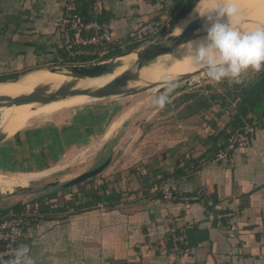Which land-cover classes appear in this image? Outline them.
<instances>
[{"label":"crops","instance_id":"obj_1","mask_svg":"<svg viewBox=\"0 0 264 264\" xmlns=\"http://www.w3.org/2000/svg\"><path fill=\"white\" fill-rule=\"evenodd\" d=\"M72 1L76 6L87 4V0H0V82L46 69L37 67L62 59L59 21ZM102 1L106 9L102 18L111 22L113 39L122 42L132 27L153 17L163 16L169 21L187 0ZM55 110L31 114L33 120L0 142V147L8 146L3 158H8L15 170H24L13 174L11 180L1 179L0 186L25 189L56 168L38 171L54 164L58 145L62 154L66 151L69 139L65 124L59 120L45 131L28 128ZM213 111L217 110L209 111L206 129L210 140L196 145L197 138L191 136L181 153L171 148V159L178 157L177 161L158 164L154 171L157 178L141 180L134 168L121 181L109 175L97 190L85 192L86 200L80 203L89 204L86 209L67 210L54 219L40 216L25 230L18 246L28 247L36 264H264V117L258 120L250 112L252 121L243 120L244 124H260L249 144L233 150L225 160L215 161L217 142L225 138L222 130L232 116ZM59 117L65 118L63 114ZM118 119L105 137L117 127L121 117ZM198 159L200 163L192 173L189 163ZM167 179L177 182L182 194L204 189L205 195L197 202L166 203L159 186ZM40 192L34 198L27 197L30 193L13 194L8 205L0 200V218L12 213L16 204L23 213L35 211L38 205L34 200L42 195ZM5 209H9L7 213ZM228 211L234 215L222 217V224L233 225L230 231L215 223L219 213ZM181 229L186 243L184 252L177 255L171 250V234Z\"/></svg>","mask_w":264,"mask_h":264},{"label":"rangeland","instance_id":"obj_2","mask_svg":"<svg viewBox=\"0 0 264 264\" xmlns=\"http://www.w3.org/2000/svg\"><path fill=\"white\" fill-rule=\"evenodd\" d=\"M242 1L244 0H230L235 6L241 5L238 8L240 19L258 16L264 11V5L256 8L244 4L238 5ZM200 23L201 27L195 29V31H205V19ZM171 27L173 26H164L158 35L163 34ZM158 38L159 36L155 39ZM163 38L159 40H163ZM176 47L178 46L173 47V51ZM168 55L165 54L157 57L154 63L167 65L168 62H165V59ZM180 63L182 62L180 61ZM53 65L42 64L38 67H45L46 69L35 70V73L50 69ZM118 69L119 67L115 68L112 73L100 76L98 80L86 82L83 86L90 85L97 87L104 83V81H107L111 77L110 75L116 73ZM188 70L183 74L193 73L199 69ZM260 72L249 70L243 75V83L241 84H235L228 80L217 84L206 79L204 72H201L188 80L175 84V88L168 93L169 102L162 109L152 104L153 97L165 91V85H162L165 80L158 79L148 80L149 82L156 81V86L145 87L146 83H143L137 87L142 89L141 91L131 92L129 94L111 95L98 99H91L83 95L80 97L77 95L68 96L64 98L62 105L53 111L55 113H52V115L44 119L34 120L28 127L33 131L37 129L39 131H45V129L51 126L49 124L57 123L59 120L60 124H65L64 127L67 128L66 134L69 139L66 151L62 154L61 145H58L59 152L56 154L58 157L54 164L44 169L40 168L38 171H43L51 167L56 168L50 173L44 174L37 180L32 181L26 186L28 188L25 189H22L24 186L17 185L14 187L11 186L10 188L0 186V200H3L2 202L8 205L14 198L12 196L13 194L25 195L30 193L31 195L27 197L34 198L37 191L45 190L40 192V194H55V197L50 201L55 204L54 206L61 207L63 202L65 203V200L73 199L74 204L84 202L86 200L85 192L87 190H97L98 185H103L104 180L109 175H114V179L116 176L118 178L117 180L121 181L126 177L127 171L132 170V168L136 170L141 180H146L148 177V180L152 177L157 178L154 171H157L158 164L160 166V164H171L173 161H177L176 158L178 157H172L173 160L171 159V148H174L175 152L181 153L182 151L179 150L187 147L191 136L197 138L196 145L210 140L208 138L210 133L206 130L208 128L207 123L211 117L209 111L217 110L220 112L222 110L225 115L229 112L233 116L239 97L232 99L229 92L231 94L238 93L239 89L247 81L256 78ZM177 78H168L166 80H176ZM56 101L47 103L40 108H37V106L33 107L29 104L28 108L43 111L55 106ZM201 103H206L209 105V108L203 109L199 106ZM0 110L10 113L14 111L26 113L21 107H10ZM189 113H193V115H189ZM62 114L65 116L63 120L59 117ZM27 115L26 123L35 118L31 114ZM118 117H121V121L105 137L107 130L116 126L115 121L119 120ZM124 120L127 121L122 123ZM58 131L60 132V128ZM7 148L8 146L6 144L0 147V182L1 179L11 180L13 174L24 172V170H19L23 167L15 170L14 168L16 167L12 165L13 163L11 164L8 158H3V155L8 154L6 151L8 150ZM166 152H169V154L167 153L168 155H166ZM105 161H109L107 166L109 165L108 167L110 168L111 165L110 169L108 167L104 168L99 174L83 182L69 186L63 185L65 182L101 165ZM193 172H195V169ZM169 180L171 179L164 181ZM123 186L126 187V184ZM125 193H128V191H125ZM27 197L24 198L27 199ZM63 212L61 211L60 213Z\"/></svg>","mask_w":264,"mask_h":264},{"label":"built area","instance_id":"obj_3","mask_svg":"<svg viewBox=\"0 0 264 264\" xmlns=\"http://www.w3.org/2000/svg\"><path fill=\"white\" fill-rule=\"evenodd\" d=\"M87 4L89 6L86 13L88 19H84L76 11L77 6L73 2L59 21L60 48L66 58L72 61L71 65L102 62L105 61L103 58L110 53L113 26L107 20L98 19L101 15H105L103 14L106 10L105 3L102 0H87ZM167 23V17L160 16L132 27L121 42L120 48L125 50L135 44L141 46L153 41ZM256 127V123H245L227 138L220 139L217 142L215 161H223L233 150L245 148ZM178 186L174 180L162 182L159 186L161 198L166 203H191L200 201L205 195L204 189H199L192 195L182 194ZM232 215L234 211H228L226 214L219 213L215 219L216 225L224 226L229 231L233 230L234 226L230 223L222 224V217L229 218ZM39 219L40 213L36 209L32 212L28 210L23 214L10 213L0 218V259L9 261L13 258L14 251L19 245V239L25 230ZM185 243L186 236L183 229L171 234V250L175 254L184 252L183 244Z\"/></svg>","mask_w":264,"mask_h":264},{"label":"clouds","instance_id":"obj_4","mask_svg":"<svg viewBox=\"0 0 264 264\" xmlns=\"http://www.w3.org/2000/svg\"><path fill=\"white\" fill-rule=\"evenodd\" d=\"M194 11L205 19L206 35L182 43L172 52L186 68L203 70L206 78L217 84L224 80L241 84L243 75L249 70L260 72L264 69V24L242 31L238 8L230 0H218L212 7L201 5L198 0ZM182 31L178 26L172 35L179 36ZM161 43L171 46L168 37ZM164 84L165 91L152 99V104L161 109L169 102L168 93L176 86L173 80H165ZM29 252L28 247L18 246L13 258L0 259V264H36Z\"/></svg>","mask_w":264,"mask_h":264},{"label":"bare ground","instance_id":"obj_5","mask_svg":"<svg viewBox=\"0 0 264 264\" xmlns=\"http://www.w3.org/2000/svg\"><path fill=\"white\" fill-rule=\"evenodd\" d=\"M199 2L201 5L212 7L218 1L217 0H199ZM240 4L242 5L244 4L246 6L256 8L260 5H264V0H247V1L244 0L242 1V3H239L238 5ZM240 6H236V7L239 8ZM194 9H195V6L179 23L175 24L173 27L168 29L164 37H175L172 34H175L173 32L175 28L178 26L183 28V31H184L185 28L192 22L204 21V18L200 17L198 13L194 11ZM262 12L258 16H253L248 19H240L239 28L243 31H247V30L252 29L258 24H264V13ZM176 31L178 32L179 29H176ZM205 35H206L205 31L193 30L189 40H198V39L203 38ZM138 51H139V48L134 49L128 53L121 54L119 56H114L112 59H110L111 62L119 63V66H118L119 69L116 73L111 74L110 75L111 77L107 81H104V83H102L101 85L97 87H100L106 84L111 79L115 78L116 76H118L119 74H121L122 72L126 70L138 72L139 74L138 80H129L126 82V86H139L143 83L149 82L148 80H152V79H158V80L164 81L168 78L178 77L179 75L189 71L188 68L185 67L184 63L178 59L179 57L173 56L172 53H169V55L165 59V62L166 61L168 62L167 65H162L163 63L162 64L154 63L150 65H144L142 68L137 70L136 61H137ZM174 60H178V61H174ZM180 61L182 63H180ZM99 77L75 79L74 88H95L90 85L83 86V84H85L86 82L98 80ZM68 80H72V78L68 76L67 74H65L64 71L51 72V70L48 69V70H42L41 72H36V73L29 72L26 74H22L21 76H19L18 78L14 80H5L4 82L1 81L0 82V96L5 97V98H12V97H16L22 94H28L36 86H44L47 89V91H52L56 89L59 85L65 83ZM82 95L87 96L91 99H98L95 97H91L89 95H85V94H82ZM82 95H77V96L80 97ZM63 100L64 98H61L57 101L55 100L56 101L55 106H53L51 109H46L43 111L42 110H39V111L31 110L30 108H28L29 104L32 105L33 107L37 106V108H40L41 106L45 105V104H41L37 102L24 103L20 105L13 104L11 106H0V109H6L10 107H21L26 112L24 113V112L14 111L10 113L7 111L0 110V135L5 136L6 138L11 137L20 128H22L25 125L27 117H28L27 113L39 114V113L51 112L52 110H55L58 106L62 105Z\"/></svg>","mask_w":264,"mask_h":264},{"label":"water","instance_id":"obj_6","mask_svg":"<svg viewBox=\"0 0 264 264\" xmlns=\"http://www.w3.org/2000/svg\"><path fill=\"white\" fill-rule=\"evenodd\" d=\"M200 27H201V23L199 21H195L189 24L179 36L168 37L169 40L172 42L171 46L162 44L161 40H159L160 38L165 36V34L168 31L167 30L163 34H161L158 39H154L151 42H148L144 45L137 47L136 49L139 48V51L137 53V61H136L137 70L142 68L144 65L154 64V61L157 57L171 53L173 51V47L179 46L180 44L189 40L192 31ZM130 51L132 50L123 51L122 53L116 56L128 53ZM110 59L98 63H90L84 65L67 64L64 66H54L50 68L51 72L64 71L65 74H67L72 78V80L66 81L65 83L59 85L56 89L52 91H47V89L44 86H36L28 94H22L12 98H5L0 96V106H11L13 104L20 105L31 102L46 104L51 101L59 100L61 98H66L68 96L82 95V94L89 95L95 98H102L111 95H122V94H129L131 92L141 91L142 89L137 88L138 86L135 87L126 86L127 81L138 80L139 77L138 72H133L131 70H126L122 72L121 74H119L118 76L111 79L109 82H107L106 84L100 87L74 88L75 79L95 78L107 73H112L113 70L119 66V63L111 62ZM201 72H203V70H196L193 73L181 74L178 76L176 80L173 81L175 82V84H177L184 80H188L192 76L200 74ZM155 83L156 82H146L145 87L156 86L157 84ZM162 85H165L164 82ZM5 138H6L5 136L0 135V142ZM108 162L105 161L98 167L79 174L75 178L65 182L63 185L69 186L79 182H83L99 174L107 166Z\"/></svg>","mask_w":264,"mask_h":264},{"label":"trees","instance_id":"obj_7","mask_svg":"<svg viewBox=\"0 0 264 264\" xmlns=\"http://www.w3.org/2000/svg\"><path fill=\"white\" fill-rule=\"evenodd\" d=\"M196 2L197 0H187L186 5L181 7L178 13L171 16L166 26L169 25L174 26L179 21V19L184 17L194 7ZM88 7H89L88 4H84L81 6L79 5L77 6L76 11L79 12L84 17V19H88L89 17L86 16L87 10L89 9ZM153 18H158V17H153ZM98 19L102 20L103 19L102 15ZM120 45L121 42L114 40L112 38V42L110 43V53L107 56H105V58L103 59L104 60L109 59L113 56L122 53L123 51L133 50L139 46V44H135L127 47L125 50H122L120 48ZM61 57H62L61 60L53 62L54 65L52 67H54L55 65L64 66L72 62L71 60H68L66 58V55L62 50H61ZM37 68H41V67H37ZM16 75L14 77H17ZM229 94L231 95L232 99H236L238 97L239 99L237 101V108L235 110L234 115L231 117L229 124L225 126V129L222 130L224 137L226 138L230 136V134L233 133L235 130H237L239 127H242L244 125L243 120L248 122L252 121V119L248 117V114L250 112L253 113L255 116H257L258 120H261L264 117V69L262 72H260V74H258L256 78L247 81L246 84L239 89L238 93L231 94L229 92ZM199 106L202 107L203 109L209 108V105H207L206 103H201L199 104ZM189 115H193V113H189ZM255 123L260 124L259 122H255ZM199 160L200 159L194 161L192 160L189 163L190 166L193 165L190 171L198 167L197 164L200 163ZM183 170H184L183 168L182 169L180 168L178 171L181 172L180 174H183L184 173ZM53 197H55V194L51 193V194H43L35 198L34 201L38 205L36 211L40 213L41 218L43 217L46 219H54L59 217L58 215L62 214L60 213L61 211L65 212L68 209L70 210L72 208H74L73 210L75 211H81L82 209H86L89 206V204L87 203L74 204L73 199H70V200H65V203L63 202L61 207H57L54 206L55 204L51 203L50 201L53 199ZM11 208H12L11 211H13L12 213L15 214H20L24 212L23 208L21 206L19 207L18 204L12 206ZM211 208L213 207L208 206L209 210ZM8 210L9 209H5L3 210V212L7 213ZM5 215L7 216V214Z\"/></svg>","mask_w":264,"mask_h":264},{"label":"flooded vegetation","instance_id":"obj_8","mask_svg":"<svg viewBox=\"0 0 264 264\" xmlns=\"http://www.w3.org/2000/svg\"><path fill=\"white\" fill-rule=\"evenodd\" d=\"M158 36H160V35H158ZM158 36H157V37H158ZM157 37H156V38H157ZM97 167H98V166H97ZM94 168H96V167H94ZM92 169H93V168H92ZM90 170H91V169H90ZM88 171H89V170H88Z\"/></svg>","mask_w":264,"mask_h":264}]
</instances>
